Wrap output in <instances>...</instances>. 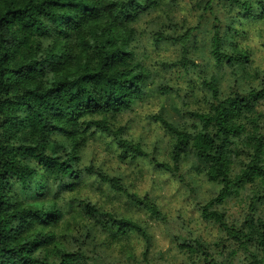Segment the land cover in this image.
<instances>
[{"label": "clouds", "instance_id": "9594fccd", "mask_svg": "<svg viewBox=\"0 0 264 264\" xmlns=\"http://www.w3.org/2000/svg\"><path fill=\"white\" fill-rule=\"evenodd\" d=\"M0 264H264V0H0Z\"/></svg>", "mask_w": 264, "mask_h": 264}]
</instances>
